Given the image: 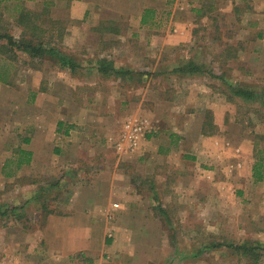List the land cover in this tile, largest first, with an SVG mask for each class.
<instances>
[{"label":"rangeland","instance_id":"rangeland-1","mask_svg":"<svg viewBox=\"0 0 264 264\" xmlns=\"http://www.w3.org/2000/svg\"><path fill=\"white\" fill-rule=\"evenodd\" d=\"M24 8L47 51L0 54V264H246L230 244L264 247V0H4L0 33L22 37ZM132 115L161 126L125 154ZM52 214L90 215L91 249L55 255L79 220Z\"/></svg>","mask_w":264,"mask_h":264},{"label":"trees","instance_id":"trees-1","mask_svg":"<svg viewBox=\"0 0 264 264\" xmlns=\"http://www.w3.org/2000/svg\"><path fill=\"white\" fill-rule=\"evenodd\" d=\"M4 2V0H0V4ZM39 16L36 15L32 10L24 8L21 9V16L19 18V21L21 22V26L23 28L22 31V37H15L13 35H7L5 33H0V54H6L5 56H8L9 58L15 59L19 58V55L17 52L23 51L25 53H29L31 56H40L47 50L43 46L44 37L46 35V32H48L47 27L43 26L38 21ZM143 23L147 22L146 15L144 16V19L142 20ZM52 34L50 36L48 35V38H52ZM47 36V35H46ZM4 40L3 42H1ZM49 52H52L51 54H55L59 56L60 62L64 67H69L72 70L76 68V62L73 60V58L68 57V55H59V52H57V49L54 47L52 49H49ZM8 60V59H7ZM2 61L0 59V81L10 83L13 78V64L10 61ZM101 67L99 70L102 73L109 74L111 72H117L120 71L116 68L113 60L111 59H101ZM193 69L198 68L194 63L189 64ZM237 94L247 97L248 99H254L256 96V93L252 90L244 89L243 87H240L237 89ZM64 125V121L59 122V130L62 129V126ZM70 128L66 129V132L69 133ZM30 138H28L29 140ZM32 151L27 149H22L21 154L18 158V165H22L24 162H30ZM264 165V158L259 159V161L256 163L255 169L258 171L259 178L262 177V169ZM11 209H6L4 211H1L0 214L7 215L10 213ZM231 246L235 247L238 250L243 251V254L249 258V261L246 264H262V257L263 253L262 248L260 244L255 243L253 245L252 243L246 242L241 245L236 244H230Z\"/></svg>","mask_w":264,"mask_h":264},{"label":"crops","instance_id":"crops-1","mask_svg":"<svg viewBox=\"0 0 264 264\" xmlns=\"http://www.w3.org/2000/svg\"><path fill=\"white\" fill-rule=\"evenodd\" d=\"M74 117V116H73ZM139 117V118H137ZM130 118H134V119H141V118H146L148 120V123H149V126L151 127V129H149V131H147L146 135L142 138L140 144H139V147L137 149H135L134 151H130V152H125V154H132V153H135L137 151H139L141 148L144 147V144H148L149 141L151 142L154 137H152V134H158V131L160 129V121L159 120H155L149 116H143V115H132L130 117H127L124 121H123V124L125 123V121H127L128 119ZM173 135H175V133H172ZM176 137H179L180 138V135H177ZM149 139V140H148ZM205 139V138H204ZM31 140V139H30ZM36 139L34 138V140L32 139V146H31V149L30 150H33L34 149V153H32L33 155L37 154L36 153V150H35V146L33 145V143L35 144V141ZM147 140H148V143H147ZM203 140V138L201 139ZM116 141V139H115ZM174 141V140H173ZM115 148L120 151V152H123L124 150L123 149H120L116 142H113ZM113 146V147H114ZM123 150V151H121ZM239 150V149H238ZM20 156V155H19ZM37 157L36 156H31V160L30 162H26L28 163V165H30L31 163L34 164V159H36ZM193 158H196L193 156ZM18 159V158H17ZM240 161L238 160L236 163H233V169H236V168H239V165H240ZM23 165V164H22ZM255 166H256V163H255ZM114 207V209L118 208L120 206V203L116 202V203H113L112 205ZM69 217H58L56 215H49L48 217V225L52 224V223H60L63 221L65 223H71L73 224V222H76L77 219L76 218H72V219H68ZM80 218V217H79ZM86 219V220H85ZM85 219L82 217V219H78L79 222L77 224V226H68L66 229H62V230H54V232H52V234H61V236H63L65 239H64V244H62V248H60L61 251H55V255H58L59 257H62V256H66V255H71L73 253H76L78 252V250H85V249H89L90 247H92V245L94 244L95 240H94V235L92 234L91 230L89 228H87V224L91 225L93 223V219L90 217V215H85ZM76 220V221H74ZM95 222V220H94ZM85 223V224H84ZM51 228V226H50ZM56 231V232H55ZM51 232V231H50ZM111 240V239H109ZM56 246H50V247H53L54 250H57L59 246H57V249H56ZM52 249V250H53ZM91 249V248H90ZM27 252V251H26ZM17 262V261H16ZM31 264V263H30Z\"/></svg>","mask_w":264,"mask_h":264},{"label":"built area","instance_id":"built-area-1","mask_svg":"<svg viewBox=\"0 0 264 264\" xmlns=\"http://www.w3.org/2000/svg\"><path fill=\"white\" fill-rule=\"evenodd\" d=\"M149 129H151V127L146 118H130L123 124V129L116 139V144L121 149H135L139 146L142 138Z\"/></svg>","mask_w":264,"mask_h":264}]
</instances>
